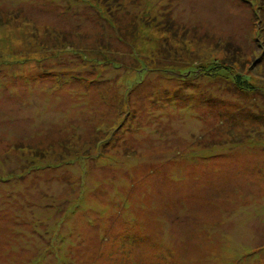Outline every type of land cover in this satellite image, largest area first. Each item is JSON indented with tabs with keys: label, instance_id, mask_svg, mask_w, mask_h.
<instances>
[{
	"label": "rangeland",
	"instance_id": "obj_1",
	"mask_svg": "<svg viewBox=\"0 0 264 264\" xmlns=\"http://www.w3.org/2000/svg\"><path fill=\"white\" fill-rule=\"evenodd\" d=\"M0 264H264V0H0Z\"/></svg>",
	"mask_w": 264,
	"mask_h": 264
},
{
	"label": "trees",
	"instance_id": "obj_2",
	"mask_svg": "<svg viewBox=\"0 0 264 264\" xmlns=\"http://www.w3.org/2000/svg\"><path fill=\"white\" fill-rule=\"evenodd\" d=\"M239 78H240V79H239ZM241 79H242L241 76H239V75H236V76H235V81H236L237 84H243V85H245V84H246L245 79H242V80H241ZM247 86H248V85H247ZM242 88H243V87H242Z\"/></svg>",
	"mask_w": 264,
	"mask_h": 264
}]
</instances>
